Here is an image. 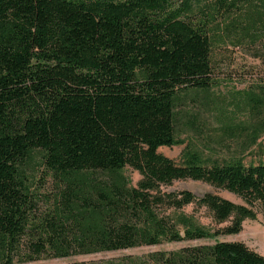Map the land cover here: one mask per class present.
<instances>
[{
	"label": "trees",
	"instance_id": "trees-1",
	"mask_svg": "<svg viewBox=\"0 0 264 264\" xmlns=\"http://www.w3.org/2000/svg\"><path fill=\"white\" fill-rule=\"evenodd\" d=\"M221 44L264 66V0H0V264L240 233L264 209V159L206 157L188 144L177 162L159 151L185 142L177 103L214 87ZM238 95L231 107L246 120L230 109L219 117L222 136L246 151L264 136V84ZM35 152L57 180L55 198L27 182ZM126 167L141 174L136 186ZM179 180L245 205L168 191ZM194 203L218 227L184 211ZM74 264H264V255L217 241Z\"/></svg>",
	"mask_w": 264,
	"mask_h": 264
},
{
	"label": "rangeland",
	"instance_id": "rangeland-1",
	"mask_svg": "<svg viewBox=\"0 0 264 264\" xmlns=\"http://www.w3.org/2000/svg\"><path fill=\"white\" fill-rule=\"evenodd\" d=\"M214 77L216 84L209 92H189L181 96L177 103L178 119L176 121L177 133L185 142L172 147H161L160 152L180 162L183 150L188 144L192 148L201 151L206 157L225 158L241 153L245 154L246 162L251 159H264V136L259 139L260 146L255 145L249 150L239 147L236 142L225 135L226 120L220 119L219 114L236 111L237 120H246L247 115L241 109L231 107L239 100L238 92L247 89H258L264 84V66L259 59L254 58L253 53L246 47H234L221 44L213 51ZM219 102L222 104L219 105ZM228 109V110H226ZM242 149V150H241ZM24 174L27 182L40 198H55L59 187L56 178L47 174L42 165V156L35 152L34 157L24 166ZM124 176L136 186L141 179V174L131 167H126ZM168 191L187 190L196 197H202L207 193H218L220 196L230 199L236 204L245 202L236 195L216 190L213 186L194 180H179L169 186ZM190 215H195L200 222L207 226L216 225L212 212L203 204L194 203L184 210ZM231 220L221 224L225 226ZM217 241H239L245 243L251 249L264 255V209L257 212L255 218H247L243 221L242 231L238 234L220 235L217 238L202 240L163 242L159 245L138 246L118 251L99 252L94 254L75 255L66 258H43L37 261L14 264H74L104 262L118 260L125 256H144L155 251H173L185 246L199 244H214Z\"/></svg>",
	"mask_w": 264,
	"mask_h": 264
}]
</instances>
